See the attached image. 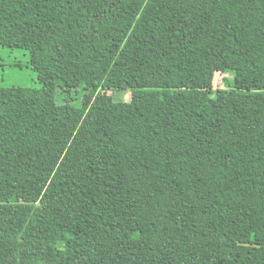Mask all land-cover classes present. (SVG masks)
Listing matches in <instances>:
<instances>
[{"label": "trees", "instance_id": "obj_1", "mask_svg": "<svg viewBox=\"0 0 264 264\" xmlns=\"http://www.w3.org/2000/svg\"><path fill=\"white\" fill-rule=\"evenodd\" d=\"M0 45L42 83L0 86V264H264V0H0Z\"/></svg>", "mask_w": 264, "mask_h": 264}, {"label": "rangeland", "instance_id": "obj_2", "mask_svg": "<svg viewBox=\"0 0 264 264\" xmlns=\"http://www.w3.org/2000/svg\"><path fill=\"white\" fill-rule=\"evenodd\" d=\"M233 75L232 70L216 72L213 78V88L225 87V80L233 78ZM0 86L42 87V83L39 80V72L31 65L30 53L27 49L0 45ZM119 96L126 100L130 99V95L127 92H122ZM75 99L77 100V97Z\"/></svg>", "mask_w": 264, "mask_h": 264}]
</instances>
